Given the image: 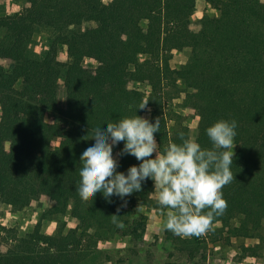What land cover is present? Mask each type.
<instances>
[{"label":"trees","instance_id":"trees-1","mask_svg":"<svg viewBox=\"0 0 264 264\" xmlns=\"http://www.w3.org/2000/svg\"><path fill=\"white\" fill-rule=\"evenodd\" d=\"M22 11L0 16V202L20 212L40 196L54 203L51 213L81 219L77 228L51 237L33 229L16 232L6 251L0 236V264H80L79 249L86 228L120 229L111 215L130 229L145 233L137 206L162 209L152 198L154 182L142 190L110 201L100 192L83 198L76 190L81 149L91 141L96 123L143 116L148 102L150 122H160L154 134L161 148L188 136L180 121L168 124L162 98L163 82L192 89L191 107L199 124L196 141L212 148L206 128L218 120L237 123L233 179L222 188L227 207L214 215L210 227L221 225L234 238H256L264 223V3L260 0H206L218 12L190 27L197 0H25ZM94 22L96 26L85 27ZM38 33L48 35L41 57L30 55ZM67 42L68 66L62 71L58 50ZM191 49V60L170 66L174 50ZM147 59L140 61V56ZM93 59L95 69L78 64ZM65 75L66 106L59 107V79ZM130 81L147 84V96ZM50 114L52 122L46 117ZM147 119V118H146ZM62 140L60 148L53 141ZM8 145V147H7ZM123 141L118 144L119 154ZM164 149V148H163ZM162 149V151H163ZM130 166L140 162L132 155ZM154 157V156H153ZM98 207V218L93 209ZM119 208V212L117 209ZM208 210H203L206 213ZM4 230V228H2ZM0 227V235L2 233Z\"/></svg>","mask_w":264,"mask_h":264},{"label":"rangeland","instance_id":"rangeland-1","mask_svg":"<svg viewBox=\"0 0 264 264\" xmlns=\"http://www.w3.org/2000/svg\"><path fill=\"white\" fill-rule=\"evenodd\" d=\"M110 3L112 0H103ZM264 3V0H260ZM29 5L25 0H0V16L12 15L22 11ZM218 14L206 0H197L195 12L191 18L193 31H199L201 19L205 16H216ZM94 22L85 24V27H94ZM48 35L38 33L30 45V55L41 57L47 50ZM191 49L185 48L174 50L171 53L170 66L179 69L191 60ZM58 60L62 71L68 66L67 42L60 43ZM147 59L141 55L140 61ZM0 63L6 68H12L11 60H1ZM79 65L95 69L98 63L93 59H83ZM65 75L59 79L58 101L59 107L66 106ZM130 88H139L147 96L150 87L147 84L130 81ZM192 89L176 84L173 81L163 82L162 98L164 113L168 118V124L173 126L175 121H180L188 128V136L196 140L199 118L191 107ZM143 118L150 117V107H144ZM52 122L50 114L46 117ZM1 120V106H0ZM157 144L160 146L157 138ZM62 140L57 138L53 141V148H60ZM8 147V145H7ZM161 148V146H160ZM164 148V147H163ZM161 148V151L162 149ZM232 152H236L233 144ZM113 156L118 162L117 171L124 172L126 160L119 154L118 145L113 147ZM155 156V153H153ZM155 190V189H154ZM153 190V192H154ZM156 201V196L152 193ZM55 203L47 196H40L32 204L20 212H15L10 206L0 202V227L2 229L3 244L1 249L6 251L13 241L16 232L20 234L33 229L38 224L40 230L47 236L56 237L77 228L81 219L73 216L69 209L66 215L51 213ZM98 207L93 209V218H98ZM166 209H152L147 206H137L135 217H142L145 225V233L139 237L129 235L127 226L114 230H95L86 228L83 232L80 250L84 260L80 264H264V223L263 232L256 238H234L227 232V228L217 224L210 227L200 236L180 237L163 228L166 219Z\"/></svg>","mask_w":264,"mask_h":264},{"label":"clouds","instance_id":"clouds-1","mask_svg":"<svg viewBox=\"0 0 264 264\" xmlns=\"http://www.w3.org/2000/svg\"><path fill=\"white\" fill-rule=\"evenodd\" d=\"M236 128L235 120L221 119L206 128L211 149L181 132L180 143L169 141L161 151L154 136L160 129L159 119L153 123L135 115L113 123L98 122L92 128L91 141L80 152L76 190L83 198H94L97 192L109 201L119 197L123 207L127 204L124 198L141 191L143 182L151 179L158 205L167 210L163 228L182 238L200 236L210 228L213 216L227 207L222 188L233 179L231 149ZM122 141L120 155H132L140 162L126 173L117 171L113 156V147ZM111 216L118 228L125 227L117 219L120 215Z\"/></svg>","mask_w":264,"mask_h":264}]
</instances>
